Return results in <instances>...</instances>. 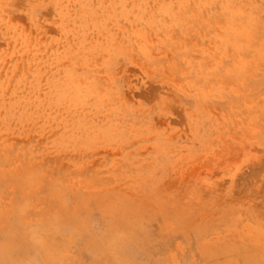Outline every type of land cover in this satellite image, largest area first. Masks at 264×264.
I'll use <instances>...</instances> for the list:
<instances>
[{
	"label": "rangeland",
	"instance_id": "rangeland-1",
	"mask_svg": "<svg viewBox=\"0 0 264 264\" xmlns=\"http://www.w3.org/2000/svg\"><path fill=\"white\" fill-rule=\"evenodd\" d=\"M0 264H264V0H0Z\"/></svg>",
	"mask_w": 264,
	"mask_h": 264
}]
</instances>
